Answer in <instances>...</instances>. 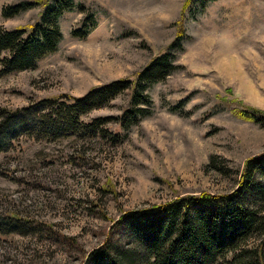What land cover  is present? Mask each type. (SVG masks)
<instances>
[{"label":"rangeland","instance_id":"374dc122","mask_svg":"<svg viewBox=\"0 0 264 264\" xmlns=\"http://www.w3.org/2000/svg\"><path fill=\"white\" fill-rule=\"evenodd\" d=\"M21 1L0 0V27L39 20V7L3 18L4 7ZM74 1L95 13L97 27L76 38L72 31L82 27L86 14L66 12L56 53L32 70L0 76V108L80 97L134 79L175 40L186 2ZM183 25L189 39L177 53L181 69L148 90L153 114L129 130L107 125L122 142L20 136L4 145L0 217L17 214L48 224L56 234L0 233V264H82L123 212L186 195L227 194L245 162L264 152V128L233 113L239 102L264 111V0L208 1ZM128 101L122 95L86 120L117 117Z\"/></svg>","mask_w":264,"mask_h":264},{"label":"trees","instance_id":"16d2710c","mask_svg":"<svg viewBox=\"0 0 264 264\" xmlns=\"http://www.w3.org/2000/svg\"><path fill=\"white\" fill-rule=\"evenodd\" d=\"M208 1L217 0H186L175 40L134 79L115 80L80 97L61 95L17 110L0 108V151L20 136L49 142L72 137L122 142L124 138L107 125L115 122L129 130L153 114L148 90L181 69L177 53L189 39L183 20L196 19ZM35 7L41 12L34 24L0 27V76L32 70L56 53L64 38L59 21L66 12L78 9L86 14L82 27L72 31L76 38H87L98 25L95 13L74 0H24L4 7L2 16L13 18ZM122 95L129 96L122 114L86 120ZM233 113L264 128V111L239 102ZM49 227L13 213L7 220L0 217L1 234L29 230L51 238L56 233ZM83 260L82 264H264V152L245 162L236 187L227 194L186 195L123 212L104 244Z\"/></svg>","mask_w":264,"mask_h":264}]
</instances>
